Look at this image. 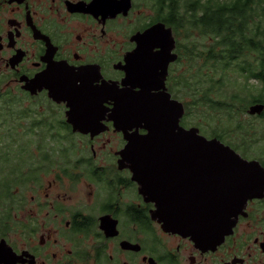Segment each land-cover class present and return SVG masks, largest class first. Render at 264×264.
<instances>
[{
  "label": "flooded vegetation",
  "instance_id": "af4514ba",
  "mask_svg": "<svg viewBox=\"0 0 264 264\" xmlns=\"http://www.w3.org/2000/svg\"><path fill=\"white\" fill-rule=\"evenodd\" d=\"M187 1L0 0V101L22 99L6 127L18 128L23 148L0 219V264H264V198L249 200L216 244L191 225L165 229L154 218L160 204L135 178L128 138L148 131L119 111L138 97L187 94ZM170 31L175 61L149 69L171 47ZM55 90L67 101L56 102ZM73 111H95L92 123H71ZM173 162L168 215L197 207L187 199L197 178Z\"/></svg>",
  "mask_w": 264,
  "mask_h": 264
},
{
  "label": "water",
  "instance_id": "95a60500",
  "mask_svg": "<svg viewBox=\"0 0 264 264\" xmlns=\"http://www.w3.org/2000/svg\"><path fill=\"white\" fill-rule=\"evenodd\" d=\"M152 32L154 34L156 28ZM170 35L171 47L162 52L161 58L150 57L146 64L149 69L161 67L165 72L170 62L175 61L176 56L172 54L175 39L171 31ZM52 98L59 103L67 101L56 90ZM128 108L129 111H119L120 118L126 122L134 119L148 131L145 136L128 139L129 150L133 147L134 172L140 184V193L148 197L147 200L160 204L154 218L165 229L180 231L191 225L193 234L206 242H223L233 232L238 217L247 215L244 210L248 201L264 198V167L258 160L245 159L220 139L203 136L198 127H181L179 123L186 114V107L182 102L172 100L170 95L159 99L138 97ZM247 112L250 116H260L264 112V104L251 105ZM91 114L95 111H73L71 123L81 126L90 124ZM180 157H185L186 161L179 162ZM169 159L181 163L187 173H193L198 186L197 193L187 195L188 200L194 198L196 208L172 211L168 215L163 209L166 203L163 189L165 166L175 164Z\"/></svg>",
  "mask_w": 264,
  "mask_h": 264
},
{
  "label": "trees",
  "instance_id": "16d2710c",
  "mask_svg": "<svg viewBox=\"0 0 264 264\" xmlns=\"http://www.w3.org/2000/svg\"><path fill=\"white\" fill-rule=\"evenodd\" d=\"M196 31L211 38V43L200 54L196 52V43H192V47L188 46V54L193 57L198 54L194 61L199 57L207 74L197 82L187 77V88L195 87L191 100L184 102L186 118L200 108L223 111L227 126L220 132H211V137L226 141L235 150L243 144H247L244 151L258 147L264 139H255L256 134L249 130L244 133L237 131L242 129L238 122L240 113L245 111L248 114L251 105L264 104V0H188L186 33L189 36ZM257 87L260 93L254 95L252 91ZM1 101L8 110H15L19 102L15 96ZM3 115L6 116V111ZM254 117L264 121V112ZM233 130L236 136L244 134L240 139L242 144L233 143L229 135ZM257 158L264 163V158ZM6 162L15 169L9 171L7 176L5 174L0 181V202L3 203L18 185L19 177L14 172L18 171L20 163L6 160L5 140L0 147V164L5 169ZM5 218L6 210L0 212V219Z\"/></svg>",
  "mask_w": 264,
  "mask_h": 264
},
{
  "label": "rangeland",
  "instance_id": "374dc122",
  "mask_svg": "<svg viewBox=\"0 0 264 264\" xmlns=\"http://www.w3.org/2000/svg\"><path fill=\"white\" fill-rule=\"evenodd\" d=\"M211 39V38H210ZM210 39L206 36H203L202 34L196 32H191V35L185 34V44L187 46L192 47V43H196V52H199L198 54L203 52L204 48H209V43H211ZM206 46V47H205ZM196 54V55H198ZM190 54H188L187 51V65H186V72L187 77L191 79H195V81L202 80L204 78V74H207L206 68H202V60H199L197 57L196 61H194V58ZM189 56L192 57V59H189ZM192 61V63L190 62ZM231 75H234L235 73H230ZM195 86H192V89L187 88V94L185 97L181 100V102L190 101L192 98L193 89ZM252 93L256 95L257 93H260V89L257 87L255 88ZM18 100L17 107L15 110H8L6 109L5 105H2V101L0 102V147L3 146V142L6 140V160L10 159L14 164L16 162H20V157L23 155V148L22 143L19 136V130L15 126H7L6 122L8 117L16 118L17 113H14L13 115H7L8 111H20L22 99L19 94L14 95ZM251 105V104H250ZM6 111V116H4V112ZM6 117V119H5ZM185 120L188 123L185 125L187 128L190 127H198L200 129V133L203 136H206L208 138L211 137V132L216 130L217 132L222 131V129H225L226 124V114H224L223 111L215 112L211 111L208 108H200L199 111L193 112L192 115L188 116ZM238 122L241 123L242 129L238 130V133H244V132H251L255 133V139L263 140L264 139V121L257 119V117L250 116L245 111L241 112L238 116ZM4 123V124H3ZM12 123V122H11ZM249 130V131H248ZM231 139L233 140V143L242 144L241 140L244 134H240V136H236V131H232L229 133ZM228 137V136H227ZM239 137V139H238ZM241 139V140H240ZM225 144H228L226 141H222ZM247 146V144H243L241 147H238L236 150L238 153H240L243 157L248 158H254L262 157L264 158V142H261L258 147H254L250 150L244 151L243 149ZM18 165V164H17ZM12 169H15V167H9V164L6 162V169L4 168V165L0 164V181L3 179L4 175ZM5 203L0 202V212H3L6 210Z\"/></svg>",
  "mask_w": 264,
  "mask_h": 264
}]
</instances>
